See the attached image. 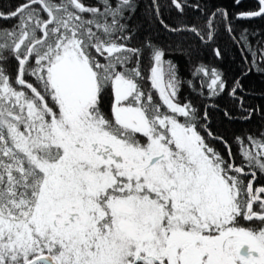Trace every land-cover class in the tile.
I'll return each instance as SVG.
<instances>
[{
	"label": "snow or ice",
	"instance_id": "6c2138e0",
	"mask_svg": "<svg viewBox=\"0 0 264 264\" xmlns=\"http://www.w3.org/2000/svg\"><path fill=\"white\" fill-rule=\"evenodd\" d=\"M138 8L23 0L0 11L16 21L0 28V264H264V125L231 144L214 134L207 111L179 101L168 46L150 34L131 43ZM148 12L204 44L226 22L242 75H264V35L237 36L227 11L206 13L203 31L166 24L158 0ZM236 18H264V0ZM192 75L210 98L242 88L215 67ZM241 108L245 121L256 114Z\"/></svg>",
	"mask_w": 264,
	"mask_h": 264
},
{
	"label": "trees",
	"instance_id": "16d2710c",
	"mask_svg": "<svg viewBox=\"0 0 264 264\" xmlns=\"http://www.w3.org/2000/svg\"><path fill=\"white\" fill-rule=\"evenodd\" d=\"M23 0H0V11L7 12L22 3ZM139 8L135 13L131 24L134 30L138 28L136 36L131 43L136 46L145 35H151L159 44L168 46V53L165 59H171L178 64V74L182 78L181 90L178 94L179 101L185 102L186 98L197 106L201 111H207L209 115V127L214 134L224 137L231 144L233 137L241 133H256L264 125L261 118V111L264 110V75L255 70L246 76L242 75L247 69V65L241 61V53L237 50V45L229 38V33L225 31L226 22L218 21L219 31L214 42L204 44L191 32H183L176 36L166 32L158 22H153V17L149 15L148 4L150 0H138ZM86 5H96L98 0H84ZM187 5L199 4L200 10L191 6L184 8L183 14L178 12L171 5V0H158L161 18L166 24L175 28L176 26L195 25L203 31L202 21L206 13L216 9L227 11L234 33L238 36L242 29H248L249 39L255 44L261 35H264V18L251 20L237 19L238 13L252 10L255 7V0H240L237 4L235 0H186ZM14 20H0V28H10L14 25ZM179 44V47H178ZM221 51V58L214 54V48ZM203 64L209 69L212 67L221 71L222 78L227 82L228 89L234 86V81L239 78L242 88L238 90L235 98L229 96L226 90L218 97L207 96L206 87H202L204 80L192 73L196 67ZM146 66V65H145ZM14 66L10 71L14 72ZM187 81H192L191 87ZM243 109H255L256 114L251 120L245 121L241 117ZM227 110L231 119L225 117ZM217 147L223 151V145L214 141ZM233 152L236 147L233 145ZM239 163V157H237ZM264 183V176L258 175L257 185Z\"/></svg>",
	"mask_w": 264,
	"mask_h": 264
}]
</instances>
